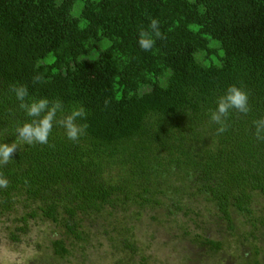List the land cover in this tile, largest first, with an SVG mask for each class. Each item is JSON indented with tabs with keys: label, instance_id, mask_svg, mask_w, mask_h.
<instances>
[{
	"label": "trees",
	"instance_id": "1",
	"mask_svg": "<svg viewBox=\"0 0 264 264\" xmlns=\"http://www.w3.org/2000/svg\"><path fill=\"white\" fill-rule=\"evenodd\" d=\"M153 18L166 39L144 51L139 32ZM37 73L46 82L33 83ZM13 84L27 85L29 101L61 100L66 114L83 106L77 123L88 127L73 142L54 123L49 144L21 145L0 166L9 181L0 188V246L1 229L18 249L47 223L60 230L51 241L60 259H76L77 247L91 257L99 233L113 257L146 264L135 225L197 200L232 230L234 214L264 227L254 206L264 197V141L253 124L264 117V0H0V143L34 119ZM232 84L249 93L252 110H231L218 135L210 111Z\"/></svg>",
	"mask_w": 264,
	"mask_h": 264
},
{
	"label": "rangeland",
	"instance_id": "2",
	"mask_svg": "<svg viewBox=\"0 0 264 264\" xmlns=\"http://www.w3.org/2000/svg\"><path fill=\"white\" fill-rule=\"evenodd\" d=\"M255 210L264 218V197L255 200ZM182 212L167 216L164 209L155 211L158 221L145 218L135 225L136 241L147 257L146 264H264V227L258 224L256 229L244 225L243 218L234 214V229L219 217L211 204L204 200L189 202ZM92 222L87 226L91 227ZM32 233L23 239L18 249L6 238L1 229L0 264H113L120 259H128L121 253H115L102 234L97 233L91 242L97 248L90 250L91 257L83 259L80 247L74 252L76 259L56 257L51 241L59 238L60 230L54 225L41 223ZM95 231L98 232L95 224ZM90 233L94 229L90 228ZM252 231H254L252 233ZM188 233V235H186ZM202 236L214 242L222 243L220 250H210L195 242ZM103 245L101 248L99 245ZM113 257V258H112ZM127 264H145L137 256Z\"/></svg>",
	"mask_w": 264,
	"mask_h": 264
},
{
	"label": "clouds",
	"instance_id": "3",
	"mask_svg": "<svg viewBox=\"0 0 264 264\" xmlns=\"http://www.w3.org/2000/svg\"><path fill=\"white\" fill-rule=\"evenodd\" d=\"M157 39H166V36L159 27V21L153 18L148 28L139 32L138 43L142 50L151 51ZM32 79L33 83L46 82L41 73L35 74ZM10 90L20 102V109L34 119L16 127L15 141L10 144L0 143V166H6L21 145L49 144L54 123L62 127L67 138L73 142H78L86 134L87 123H77L78 119L86 118V110L83 106L73 107L71 112L66 114L63 102L59 99L49 101L48 98H40L29 101L27 85L13 84ZM233 109L245 115L252 110L249 104V93L236 84L228 86L225 93L218 98L216 109L210 111L211 122L218 125L216 129L218 135L228 130V117ZM253 124L256 139L264 141V117L254 120ZM8 184V179L0 173V188H7Z\"/></svg>",
	"mask_w": 264,
	"mask_h": 264
}]
</instances>
